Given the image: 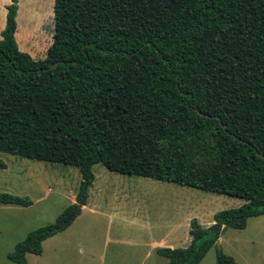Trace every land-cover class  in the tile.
<instances>
[{
  "label": "trees",
  "instance_id": "obj_1",
  "mask_svg": "<svg viewBox=\"0 0 264 264\" xmlns=\"http://www.w3.org/2000/svg\"><path fill=\"white\" fill-rule=\"evenodd\" d=\"M8 1L0 153L80 175L74 203L17 243L10 262L40 255L42 241L69 225L96 164L244 202L215 212L208 228L191 219L187 247L156 249L165 264H198L221 228L264 215V0H47L25 28L18 0ZM51 14V43L33 60L14 38L41 46ZM0 205L30 201L1 193ZM214 264L235 263L215 248Z\"/></svg>",
  "mask_w": 264,
  "mask_h": 264
},
{
  "label": "rangeland",
  "instance_id": "obj_2",
  "mask_svg": "<svg viewBox=\"0 0 264 264\" xmlns=\"http://www.w3.org/2000/svg\"><path fill=\"white\" fill-rule=\"evenodd\" d=\"M18 2L17 20L25 28L45 12L47 0ZM43 31L41 46L33 41L19 46L14 38L18 50L33 60L42 59L51 43L52 14ZM0 162L4 165L0 194L30 201L28 207L0 205V264H14L6 257L14 246L30 232L53 224L74 203L80 175L76 167L5 153H0ZM91 173L84 207L65 229L42 241L40 255L26 254L25 264H163L152 245L170 235L176 240L174 248H182L179 243L184 235L188 237L191 219L208 228L215 212L244 203L172 183L119 175L101 164L93 165ZM215 241L218 245L214 242L200 264H214L217 246L235 264H264V215L247 219L242 230L221 228Z\"/></svg>",
  "mask_w": 264,
  "mask_h": 264
},
{
  "label": "crops",
  "instance_id": "obj_3",
  "mask_svg": "<svg viewBox=\"0 0 264 264\" xmlns=\"http://www.w3.org/2000/svg\"><path fill=\"white\" fill-rule=\"evenodd\" d=\"M8 4H9V1L8 0H0V32L2 31V29L4 27L5 13H6L5 6H7ZM83 207L84 206H81L80 209H82ZM212 224H213V221H212ZM187 235H188V233H187ZM181 240H182L183 243H179V244H180V246L182 248H185V247L188 246V244L190 242V237H189V235H188V237H186L184 235ZM174 244H176V240L172 239L171 236L168 235L167 237L163 238L162 241H159L157 244L152 245L153 247H150V248H151V250H154V253L156 254V252H155L156 249H160V248H168L170 250L171 249H175L174 248V246H175ZM157 256H159V255H157ZM161 258L165 260V262L163 263V264H165L166 263V259L163 258V257H161ZM200 262L198 264H200Z\"/></svg>",
  "mask_w": 264,
  "mask_h": 264
},
{
  "label": "water",
  "instance_id": "obj_4",
  "mask_svg": "<svg viewBox=\"0 0 264 264\" xmlns=\"http://www.w3.org/2000/svg\"><path fill=\"white\" fill-rule=\"evenodd\" d=\"M220 124V123H219ZM222 128L224 129V127L222 126ZM260 158H262L261 156H259ZM80 205H75L73 211L69 214V216L65 219V221L62 223V226H66L69 222H71V220L79 213L80 211ZM220 227L218 225H215L212 228V232H215L216 230H218ZM216 242V245H218V242ZM217 251H219V247L217 246Z\"/></svg>",
  "mask_w": 264,
  "mask_h": 264
}]
</instances>
